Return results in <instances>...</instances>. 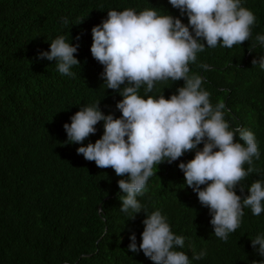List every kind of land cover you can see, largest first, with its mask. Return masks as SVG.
Instances as JSON below:
<instances>
[{
    "label": "trees",
    "instance_id": "1",
    "mask_svg": "<svg viewBox=\"0 0 264 264\" xmlns=\"http://www.w3.org/2000/svg\"><path fill=\"white\" fill-rule=\"evenodd\" d=\"M241 3L256 17L252 37L230 49L206 46L189 67L190 75L203 78L202 88L213 105L223 100L230 127L255 135L260 158L253 159L257 171L241 182L244 191L236 188L243 197L253 181L264 180V69L252 64L264 56V47H252L255 36L264 34V0ZM127 8L137 13L155 8L188 24L169 0H0V264H154L128 247L133 233L137 246L141 243L146 214L142 210L131 219V210H120L123 193L117 181L126 177L77 154L81 145L65 143L63 127L83 105L99 102L105 115H122L116 108L122 96L107 89L103 66L90 47L91 29L107 18V11ZM61 35L78 45L74 55L80 65L72 67L74 76L60 74L55 61L39 58ZM183 85V80L160 81L148 95L167 99ZM145 87L139 91L144 98ZM95 127L84 146L103 135V121ZM194 155L189 151L172 164L155 166L147 191L137 199L149 214L159 209L172 232L185 237L184 247L177 250L189 256L190 264L264 261L251 245V239L264 234V212L256 216L245 208L240 227L229 233L227 242L214 235L208 208L186 186L178 168ZM192 249L206 255L192 260Z\"/></svg>",
    "mask_w": 264,
    "mask_h": 264
},
{
    "label": "clouds",
    "instance_id": "2",
    "mask_svg": "<svg viewBox=\"0 0 264 264\" xmlns=\"http://www.w3.org/2000/svg\"><path fill=\"white\" fill-rule=\"evenodd\" d=\"M186 15L188 24L172 15H161L155 8L135 11L109 10L107 18L91 29L92 57L103 66L101 78L107 89L118 91L122 99L116 108L119 118L105 115L99 102L83 105L63 125L68 144L81 145L77 154L94 161L101 169L111 168L118 177L123 193L121 211L135 215L142 210L146 218L137 246L136 236H130L129 250L142 251L154 264H190L181 250L185 237L172 232L167 217L157 209L150 214L137 199L147 191V182L154 167L172 164L186 152L195 151L194 158L180 162L187 187L196 193L200 204L209 210L214 235L227 242L229 233L240 227L244 209L253 215L264 212V180H255L248 195L241 183L256 172L253 159L260 158L255 135L243 127L231 128L225 119L223 100L213 105L210 93L202 88L203 78L190 75V63L205 47L218 45L232 48L252 37L256 22L254 13L242 6L241 0H169ZM63 23L67 24L65 19ZM79 39V37H77ZM206 42V44L204 43ZM264 47V34L255 36V43ZM78 45L66 42L63 35L50 43V50L39 58L55 61L60 74L74 76L73 66L80 65L74 55ZM264 69V56L252 64ZM207 68V65H201ZM184 81L178 94L148 95L160 81ZM143 85L146 98L139 94ZM103 121V135L95 143L83 142L95 134L96 125ZM238 134V140H237ZM242 141L243 143L239 142ZM203 144V148L198 146ZM248 168L245 169L244 165ZM201 186H204L203 188ZM251 245L264 256V234L251 239ZM259 245L257 249L256 246ZM192 260H200L206 252L192 249ZM257 264V262H253ZM264 264V261L259 262Z\"/></svg>",
    "mask_w": 264,
    "mask_h": 264
},
{
    "label": "water",
    "instance_id": "3",
    "mask_svg": "<svg viewBox=\"0 0 264 264\" xmlns=\"http://www.w3.org/2000/svg\"><path fill=\"white\" fill-rule=\"evenodd\" d=\"M101 208H103V207L100 206V209H101Z\"/></svg>",
    "mask_w": 264,
    "mask_h": 264
}]
</instances>
